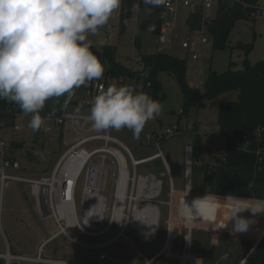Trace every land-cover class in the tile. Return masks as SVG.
<instances>
[{
	"label": "rangeland",
	"instance_id": "374dc122",
	"mask_svg": "<svg viewBox=\"0 0 264 264\" xmlns=\"http://www.w3.org/2000/svg\"><path fill=\"white\" fill-rule=\"evenodd\" d=\"M122 7L125 4L114 12L108 24L97 34L89 35L88 40L96 51L98 48L102 50L106 44L114 46L119 61L128 67L137 66L142 54L165 51L187 60L190 84L203 91L211 70L226 72L231 61L239 62L241 66L244 51L237 48L239 43L252 46L248 53L251 64L264 60V0L254 20L237 22L231 32L229 46L224 49L213 48V37L206 28L198 32L189 29L188 19L194 12L186 8L179 9L177 27L169 40L161 43L153 31L142 28L144 21L152 19L150 25H155L158 18H151L141 9L134 11L126 22L125 32H122ZM216 15L217 6L205 13L208 18ZM137 36L141 38V50L135 44ZM191 36L200 41L196 60L182 46V42ZM203 37L208 42L201 43ZM97 55L107 72L108 62L103 52H97ZM105 72L102 79H105ZM159 80L162 90L154 99L163 104V111L146 124L144 135L139 140L134 139L126 128L119 132L110 129L107 133L92 130L86 120L90 108V98L86 96L90 82L75 92L74 102L67 106V111L74 115L69 119L72 122L58 124L55 120H45L38 131H33L28 126L30 116H17L14 127L9 121H2L0 138L5 142L14 139L23 144L7 155L20 163L19 168L9 169L8 174L21 179H7L3 185L0 174V258L6 264L246 263L264 237V212L240 211L237 215L248 221V227L237 232L236 218L231 219L233 205L247 208L240 201L245 198L222 196L210 188L202 191L203 172L194 165V153L188 156V148L194 146L195 135L199 134L203 155L199 165L205 162L211 171L215 169V158L227 145L226 136L219 132L220 108L224 101L237 100L239 90L227 91L206 100L204 107H191L182 118L184 95L178 81L166 72L159 74ZM141 91L149 94V90ZM159 119L164 124L160 132L166 133L167 129L178 126L180 130L156 144V141L147 139V135L159 134L154 132ZM48 123L50 129L47 130ZM68 123L75 128L67 127ZM17 125L21 127L18 130L15 128ZM114 147L125 155L127 166L123 169L112 153L101 151L102 148L114 151ZM85 150L93 152V156L77 179L75 201L68 206H60L62 168L69 157ZM157 153L160 156L151 157ZM3 157L5 154H0V167ZM55 173L58 175V199L54 197V203L49 206L44 198L43 205L31 186L35 181L49 179L41 188V191L45 190V186L53 185ZM123 174L125 177L119 192ZM207 194L221 199L214 219L185 222L179 214L184 201L190 203L193 198ZM256 199L246 200L254 203ZM166 209L167 222L164 220ZM7 254L12 256L10 260ZM184 256L191 257V260L184 262Z\"/></svg>",
	"mask_w": 264,
	"mask_h": 264
},
{
	"label": "clouds",
	"instance_id": "9594fccd",
	"mask_svg": "<svg viewBox=\"0 0 264 264\" xmlns=\"http://www.w3.org/2000/svg\"><path fill=\"white\" fill-rule=\"evenodd\" d=\"M141 3L150 15L152 8L166 6L168 0ZM121 5L122 0H0V100L18 105L31 117L28 126L38 131L45 119L55 115V108L47 116L41 115L46 102L66 108L76 89L104 77V63L92 51L88 37L107 25ZM133 10L139 12L140 5ZM154 30L155 25L148 27L149 32ZM97 52L102 54L101 48ZM89 104L86 120L94 132L126 128L136 140L164 107L129 84L102 87ZM220 202L218 196L209 194L195 197L190 203L184 201L179 214L185 222L212 220ZM243 210L264 212V198H257L247 208L233 205L231 219L236 218L237 232L248 227V221L237 215Z\"/></svg>",
	"mask_w": 264,
	"mask_h": 264
},
{
	"label": "trees",
	"instance_id": "16d2710c",
	"mask_svg": "<svg viewBox=\"0 0 264 264\" xmlns=\"http://www.w3.org/2000/svg\"><path fill=\"white\" fill-rule=\"evenodd\" d=\"M261 1L218 0L217 15L214 18H208L203 8H199L188 19L189 29L196 31L206 28L213 37V48L224 49L229 46L231 32L238 21L256 18ZM124 4L125 7H122L120 13L122 32H125L126 22L133 16V6L139 4L143 12L145 8L141 0H123ZM157 13V8H152L149 16L158 18L153 33L159 36L161 21ZM151 20L143 22L144 30L148 29ZM140 39V36H137L135 40L139 50L143 47ZM237 48L244 51V57L240 61L241 66L239 62L231 61L230 69L226 72L219 73L211 70L203 91L190 84L187 77V60L174 54L165 51L145 53L141 55L137 66L128 67L119 61L117 49L114 46L106 44L102 47V52L108 62V69L105 72L106 79L119 78L130 83L142 82L147 86L146 90H149V95L153 99L157 98L162 90L159 74L162 72L172 74L184 95L185 108L182 109L180 115L182 118L186 116L187 110L191 107H204L206 100L214 99L227 91L239 90L237 100L224 101L220 108L219 132L226 136L227 145L223 152L215 158L217 161L215 169L211 171L210 165L205 162L199 165L203 158L202 139L199 134L195 135L193 158L196 169L203 172V184L200 188L202 191L210 188L211 191L222 196L245 198V200H240L243 202L241 204L249 207L253 203L246 200L247 198H264V60L253 65L248 57L252 46L239 43ZM92 51L97 53L94 45H92ZM78 90L79 88L75 92ZM73 100L72 97L70 103L74 102ZM62 102L63 98H61ZM53 108L56 109L53 117L61 116L65 110L50 100L46 102L41 115L47 116ZM20 114L24 115L18 105L0 100V119L3 122L9 121L14 127V122ZM6 144L5 158L15 160L16 158L7 157V155L21 148L23 144L14 139ZM164 220L168 221V209L165 210ZM0 264H6L5 260L0 258ZM12 264L29 263L13 262ZM245 264H264V237Z\"/></svg>",
	"mask_w": 264,
	"mask_h": 264
},
{
	"label": "built area",
	"instance_id": "2783aa9c",
	"mask_svg": "<svg viewBox=\"0 0 264 264\" xmlns=\"http://www.w3.org/2000/svg\"><path fill=\"white\" fill-rule=\"evenodd\" d=\"M217 1L218 0H168V4L166 6H161V7H156L158 10L157 16L159 17L160 21H161V33L158 36L159 37V41L161 43H166L167 39L170 38L171 33L175 30V28L177 27V15L179 12L180 8H186L188 10H190L191 12H196L199 8H203V10L206 12L211 11L216 5H217ZM122 5H123V0H122ZM121 5V6H122ZM261 9V7H260ZM259 9L258 13L261 11ZM198 31H202L201 30H196V32ZM175 36H178V34H175ZM208 42V39L206 37H203L201 39V43H206ZM200 45V41L199 39H197L196 36H191L188 40H185L182 42V46L187 49L188 51H190L192 54V58L193 59H198L199 55H198V48ZM110 84H129L131 86H133L136 90L141 91V89L146 90L147 86L144 85V83H130V82H125V80L123 79H119V78H112V79H101V80H95L90 82V87L87 88V94L86 96L90 99H88L90 102L95 95L98 94V92L100 91V89L106 88L108 85ZM74 117V115H72L70 112L67 111V107L65 108L64 112L62 113L61 116H57V117H53L51 119H45L46 121L50 122L51 120H55L58 122V124H66L67 121H69V119L71 120ZM2 123V120L0 119V125ZM17 130L20 129L21 127L19 125H17L15 127ZM50 129L49 127V123H48V127L47 130ZM179 128H169L167 129L166 133H159V134H148L147 135V139L149 140H154L156 141V144H159L160 142H162V140L165 137L168 136H172L174 134H176L178 132ZM6 142L0 138V154L4 155L5 151H6ZM193 155V147L190 146L188 148V156ZM20 167V163L17 160L14 159H6L3 157V160L1 161V167H0V174H1V178H2V182L3 185L5 184V181L7 179H15V178H19L13 175L8 174V170L9 169H17ZM21 179V178H19ZM49 179H45L44 181H35L34 182V186H31V189L33 190V193H35L40 201V203L42 202V204L44 203V198L47 202V205L52 203H54V197H56L58 199V175L53 176V185L49 184L48 187L45 186V190L41 191V188L43 185L47 184ZM62 183H61V205L68 206L69 204H71L74 201V195L73 193H75V189L77 186V181H76V185L74 186V191L72 190L71 187H67L65 186V181L63 180L62 177ZM68 182V181H67ZM57 183V185H56ZM66 196V198L69 201H63V196ZM41 197L43 198V201L41 199ZM71 197V198H69ZM44 205V204H43Z\"/></svg>",
	"mask_w": 264,
	"mask_h": 264
},
{
	"label": "bare ground",
	"instance_id": "6f19581e",
	"mask_svg": "<svg viewBox=\"0 0 264 264\" xmlns=\"http://www.w3.org/2000/svg\"><path fill=\"white\" fill-rule=\"evenodd\" d=\"M109 141H111V139H109ZM114 141V140H112ZM114 151L108 149V148H102L101 151H109L110 153H112L120 162L121 165V169H123V166H127V161L125 158V155L123 154V152L119 149V148H115L114 147ZM91 156H93V152L89 153L86 150L80 153H77L75 155H72L71 157H69V159L65 162L64 167L62 168L61 171V177H63V180L66 181L65 186L67 187H71L72 190L74 189V186L76 185V181H78L77 179L79 178V176L82 174L83 169H85V166L87 165V162L89 161V159L91 158ZM128 160V159H127ZM136 161V160H135ZM137 162V161H136ZM89 163V162H88ZM92 165V164H91ZM58 173V170L57 172ZM131 175V174H128ZM127 176V175H126ZM125 175H122V178L119 182V192L120 189H122V180L124 179ZM128 177V176H127ZM68 181V182H67ZM96 183V182H95ZM128 183V182H127ZM125 185V184H124ZM96 186V185H95ZM89 187L93 188L92 185H89ZM88 187V188H89ZM87 188V189H88ZM74 191V190H73ZM174 192V191H173ZM122 193V192H121ZM75 194V193H74ZM120 196V194H119ZM188 197L189 194H188ZM71 198V197H69ZM63 201H69L66 196H63ZM72 199V198H71ZM74 201H75V195H74ZM125 205V204H124ZM65 206V204L63 205ZM71 207V206H70ZM124 207V206H123ZM42 208V207H41ZM76 208V205H75ZM74 208V209H75ZM68 209V208H67ZM73 210V208H71ZM124 209V208H123ZM63 213V212H62ZM70 213V212H69ZM189 250V243L186 245V253L188 254ZM7 259L10 260V258L12 257L10 254H7ZM188 260H191V257L189 258L188 256H184L183 257V261L186 262Z\"/></svg>",
	"mask_w": 264,
	"mask_h": 264
},
{
	"label": "crops",
	"instance_id": "0c3cea01",
	"mask_svg": "<svg viewBox=\"0 0 264 264\" xmlns=\"http://www.w3.org/2000/svg\"><path fill=\"white\" fill-rule=\"evenodd\" d=\"M169 39H167V41H168ZM158 51H160V50H158ZM155 52H157V51H155ZM131 66H134V65H131ZM127 83V82H126ZM147 91V90H146ZM160 121V122H159ZM159 121H158V128L156 129V130H154V132H158V133H162V132H160L159 130H163L164 129V124H163V121L161 120V119H159ZM68 122H72V121H68ZM69 126H71L70 128L71 129H73V128H75V126H73V124H67V127H69ZM178 128H179V130H180V127L178 126ZM144 130L142 131V133H143V135H144ZM196 132V131H195ZM158 156H160V154H156V155H154V156H151V157H153V158H155V157H158Z\"/></svg>",
	"mask_w": 264,
	"mask_h": 264
}]
</instances>
